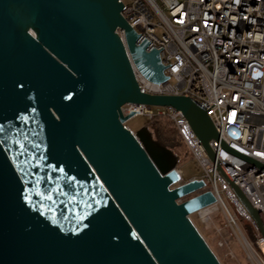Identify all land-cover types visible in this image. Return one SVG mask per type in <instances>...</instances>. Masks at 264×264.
I'll use <instances>...</instances> for the list:
<instances>
[{
  "label": "water",
  "instance_id": "95a60500",
  "mask_svg": "<svg viewBox=\"0 0 264 264\" xmlns=\"http://www.w3.org/2000/svg\"><path fill=\"white\" fill-rule=\"evenodd\" d=\"M123 9L0 0V264H222L190 218L213 193L180 202L205 182L173 187L181 156L122 108L174 107L213 158L219 135L190 97L140 91L131 59L168 76Z\"/></svg>",
  "mask_w": 264,
  "mask_h": 264
},
{
  "label": "built area",
  "instance_id": "2783aa9c",
  "mask_svg": "<svg viewBox=\"0 0 264 264\" xmlns=\"http://www.w3.org/2000/svg\"><path fill=\"white\" fill-rule=\"evenodd\" d=\"M120 1L123 17L139 35L137 45L158 50L168 76L151 81L131 59L140 91L198 103L219 135L209 141L215 157L174 107L154 112L152 106L128 103L123 113L172 121L200 171L188 180L179 171L181 180L173 187L205 182L179 201L211 191L215 201L193 214L216 247L232 264H264V0ZM118 32L125 42L124 31ZM219 211L222 226L215 220Z\"/></svg>",
  "mask_w": 264,
  "mask_h": 264
},
{
  "label": "rangeland",
  "instance_id": "374dc122",
  "mask_svg": "<svg viewBox=\"0 0 264 264\" xmlns=\"http://www.w3.org/2000/svg\"><path fill=\"white\" fill-rule=\"evenodd\" d=\"M125 2H127V0H124ZM152 109L154 112H157L159 110L162 109V107H159V106H152ZM149 123V119L148 117L146 116H143V115H136V116H133L132 118H130L127 122H126V125L132 129V130H138L139 128H141L142 126L144 125H147ZM163 127H166L168 129H171V124L170 123H164L163 122L161 123H156V124H153V126L151 127V129L155 132L156 135H158L157 137H159V133L158 130H159V127L162 126ZM163 137V140L166 139V143L170 144V148H172L177 154L181 155V159H180V162H179V165H178V169L179 171L181 172L183 178L185 180H188L189 178H192L193 176H196V175H199L200 174V171H199V168L195 162L194 159H192V157L190 155H185L183 156L182 154H184V146L181 142V140L179 139L178 136H174L173 140L171 138H167L166 136H162ZM160 138V137H159ZM191 218L192 220L194 221V223L196 224V226L199 228V230H201L203 236L207 237V239H209L211 245L214 247V249L216 250L218 256H219V259L221 261L222 264H232V262L226 257L225 255V250L224 249H218L215 245V243L212 241L211 239V236H209L208 234V231H206L203 227V225L199 222L198 220V217L196 214H192L191 215ZM215 220L217 222V224L219 226H222L225 224V219L222 215V212L219 211L218 213L215 214ZM247 234L252 237V234L250 232V230L247 229ZM239 249L236 248V252H238Z\"/></svg>",
  "mask_w": 264,
  "mask_h": 264
},
{
  "label": "trees",
  "instance_id": "16d2710c",
  "mask_svg": "<svg viewBox=\"0 0 264 264\" xmlns=\"http://www.w3.org/2000/svg\"><path fill=\"white\" fill-rule=\"evenodd\" d=\"M162 123L163 122V124L164 123H170L171 124V129H168V128H166V127H163V125L162 126H160L159 127V130H158V132H160L159 133V137L163 140V135L164 136H166L167 138H171L172 140L174 139L173 137L174 136H178L179 137V139L181 140V142H182V144H183V146H184V143H183V141H182V138L180 137V135H179V133H178V131L176 130V128L174 127V125H173V123H172V121L170 120V119H168V118H166V117H157V118H155L153 121H149V123H148V125L149 126H153V124H156V123ZM155 133V132H154ZM156 135V134H155ZM156 136H158V135H156ZM165 141H166V139H164ZM163 140V141H164ZM168 146L170 147V144L168 143ZM185 147V146H184ZM184 154H182L183 156H187L188 154H187V152H186V150H185V148H184V152H183ZM181 156V155H180Z\"/></svg>",
  "mask_w": 264,
  "mask_h": 264
}]
</instances>
